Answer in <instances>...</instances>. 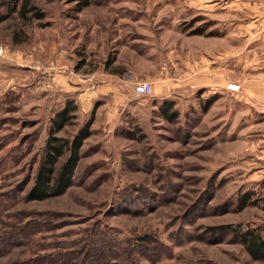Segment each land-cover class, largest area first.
Instances as JSON below:
<instances>
[{
  "label": "rangeland",
  "instance_id": "obj_1",
  "mask_svg": "<svg viewBox=\"0 0 264 264\" xmlns=\"http://www.w3.org/2000/svg\"><path fill=\"white\" fill-rule=\"evenodd\" d=\"M213 1L92 0L81 13L36 1L44 21L14 16L0 26V264H264L219 229L264 224V151L250 142L264 130V108L172 87L176 32L224 31ZM143 80L153 83L149 97L134 92ZM68 100L77 120L62 137L96 110L76 182L28 202ZM165 101L177 121L162 115ZM247 191L259 205L239 212Z\"/></svg>",
  "mask_w": 264,
  "mask_h": 264
},
{
  "label": "crops",
  "instance_id": "obj_2",
  "mask_svg": "<svg viewBox=\"0 0 264 264\" xmlns=\"http://www.w3.org/2000/svg\"><path fill=\"white\" fill-rule=\"evenodd\" d=\"M213 2L220 6V18L224 21L221 28L225 25L219 36L212 39L176 32L177 43L170 48L174 92L193 96L215 89L223 95L241 97L258 110L263 109L264 0ZM211 44L214 49H207ZM231 84L240 90L230 91ZM252 136L254 139L250 142L262 145L264 151V130Z\"/></svg>",
  "mask_w": 264,
  "mask_h": 264
},
{
  "label": "trees",
  "instance_id": "obj_3",
  "mask_svg": "<svg viewBox=\"0 0 264 264\" xmlns=\"http://www.w3.org/2000/svg\"><path fill=\"white\" fill-rule=\"evenodd\" d=\"M36 1L54 2L55 0H0V26L12 17L20 19L22 23L28 24L33 21L42 22L46 18L37 5ZM74 4L77 13L91 6L92 0H62ZM219 31L206 34L204 28H197L189 33L190 36H219ZM113 62L109 59L107 65ZM214 100H209L211 105ZM162 115L175 122L179 113L175 110V103L165 101L160 106ZM78 105L74 100H68L64 107L59 110L51 121L48 138L44 147V154L39 164L35 180L27 193L28 202H41L65 195L76 182V172L83 157L85 142L92 136V126L96 118V110L91 113L90 119L71 137L60 136L69 126L77 120ZM254 191H247L236 201L237 211H243L250 206H258L260 200L255 199ZM234 205V203H233ZM223 234H230L233 241L243 246L252 260L264 262V224L257 227H232L230 225L219 227ZM217 230V229H215ZM115 255L121 259L122 256L116 251ZM86 264H90L86 261Z\"/></svg>",
  "mask_w": 264,
  "mask_h": 264
},
{
  "label": "built area",
  "instance_id": "obj_4",
  "mask_svg": "<svg viewBox=\"0 0 264 264\" xmlns=\"http://www.w3.org/2000/svg\"><path fill=\"white\" fill-rule=\"evenodd\" d=\"M5 54V47L0 45V57ZM228 89L230 91L238 92L240 90L239 86L229 85ZM134 92L139 97H149L153 93V83L150 81H142L135 85Z\"/></svg>",
  "mask_w": 264,
  "mask_h": 264
}]
</instances>
